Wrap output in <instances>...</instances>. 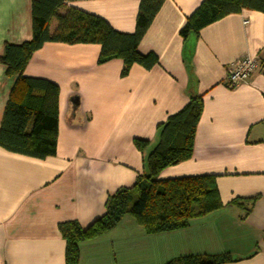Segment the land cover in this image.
<instances>
[{
	"label": "crops",
	"instance_id": "crops-1",
	"mask_svg": "<svg viewBox=\"0 0 264 264\" xmlns=\"http://www.w3.org/2000/svg\"><path fill=\"white\" fill-rule=\"evenodd\" d=\"M133 33L140 0H64ZM203 0H165L139 44L159 64L98 63L94 43L46 42L23 75L59 87L55 156L43 159L0 146V264H66L59 223L83 228L106 212L109 196L132 187L144 172L135 138L154 146L157 125L203 96L192 157L162 170L158 179L217 175L224 207L182 230L148 234L132 216L79 244L78 264H167L197 255L228 253L224 264H264V11L242 10L206 26L192 39L191 68L180 30ZM54 22V21H52ZM52 28V23H51ZM55 28V27H54ZM53 28V29H54ZM32 0H0V56L5 43L32 39ZM261 67L236 87L226 67L243 56ZM16 82L0 62V124ZM259 195L251 212L230 204Z\"/></svg>",
	"mask_w": 264,
	"mask_h": 264
},
{
	"label": "trees",
	"instance_id": "trees-1",
	"mask_svg": "<svg viewBox=\"0 0 264 264\" xmlns=\"http://www.w3.org/2000/svg\"><path fill=\"white\" fill-rule=\"evenodd\" d=\"M64 0H32V39L21 44L5 43L0 62L6 75L16 77L0 124V146L35 158L56 155L58 141V96L56 83L23 75L36 50L46 42L67 44L94 43L101 46L99 64L113 59L123 61L122 76L134 64L151 70L159 64L154 53L142 54L139 44L165 0H140L133 33L115 30L104 18L74 7H64ZM264 11V0H203L180 30L184 40V60L191 68L192 39L206 26L242 10ZM52 21L56 22L54 29ZM204 107L201 94L192 95L177 113L159 123L154 146L150 140L135 138L143 154L144 172L136 183L109 196L106 212L83 228L77 221L59 223L66 241V264H78L79 244L115 228L127 215L144 227L148 234L187 228L191 221L224 207L217 175L188 176L161 180L162 170L189 160L194 151L198 122ZM259 195L234 199L230 204L242 207L246 218ZM234 259L228 254L185 256L167 264H224Z\"/></svg>",
	"mask_w": 264,
	"mask_h": 264
},
{
	"label": "built area",
	"instance_id": "built-area-1",
	"mask_svg": "<svg viewBox=\"0 0 264 264\" xmlns=\"http://www.w3.org/2000/svg\"><path fill=\"white\" fill-rule=\"evenodd\" d=\"M261 65L257 57L247 55L237 59L226 67V84L229 87L238 86L247 81Z\"/></svg>",
	"mask_w": 264,
	"mask_h": 264
},
{
	"label": "rangeland",
	"instance_id": "rangeland-1",
	"mask_svg": "<svg viewBox=\"0 0 264 264\" xmlns=\"http://www.w3.org/2000/svg\"><path fill=\"white\" fill-rule=\"evenodd\" d=\"M56 26V22H52V29Z\"/></svg>",
	"mask_w": 264,
	"mask_h": 264
}]
</instances>
